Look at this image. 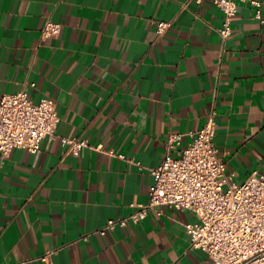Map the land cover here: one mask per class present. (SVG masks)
Instances as JSON below:
<instances>
[{
	"label": "crops",
	"instance_id": "crops-1",
	"mask_svg": "<svg viewBox=\"0 0 264 264\" xmlns=\"http://www.w3.org/2000/svg\"><path fill=\"white\" fill-rule=\"evenodd\" d=\"M251 1L222 41L214 0H0V98H51L60 118L37 152L0 157V264H43L48 250L54 264H214L191 247L185 208L98 230L148 202L168 135L213 110L232 181L264 171V3ZM48 21L61 29L44 38ZM61 137L89 146L68 154Z\"/></svg>",
	"mask_w": 264,
	"mask_h": 264
},
{
	"label": "built area",
	"instance_id": "built-area-1",
	"mask_svg": "<svg viewBox=\"0 0 264 264\" xmlns=\"http://www.w3.org/2000/svg\"><path fill=\"white\" fill-rule=\"evenodd\" d=\"M194 1L201 4L204 0ZM238 1L214 0L224 14L219 29L222 41L232 34ZM251 2L258 7L264 3ZM256 17L261 18L259 9ZM155 25L157 32L163 34L171 22L156 21ZM60 29V23L48 21L42 35L47 38L58 34ZM59 121L54 99L43 98L36 103L25 90L3 95L0 157H8L15 148L37 152L43 139L56 136ZM216 126L213 110L200 129L170 133L162 162L151 170L154 181L148 202L133 205L135 209L127 217L109 219L98 233L104 235L130 220L140 222L150 211L162 206L185 208L196 216L195 221L186 224L191 247L206 252L214 264H264V171L253 170L242 183L233 182L214 143ZM186 138L189 140L184 143ZM61 142L67 153L73 155L89 146L87 139L78 137H61ZM53 253L48 250L40 257L43 264H54Z\"/></svg>",
	"mask_w": 264,
	"mask_h": 264
}]
</instances>
